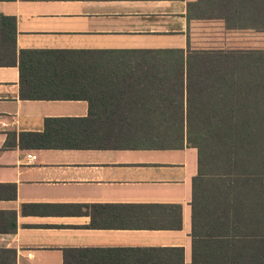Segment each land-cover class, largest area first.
Masks as SVG:
<instances>
[{"label": "crops", "instance_id": "0c3cea01", "mask_svg": "<svg viewBox=\"0 0 264 264\" xmlns=\"http://www.w3.org/2000/svg\"><path fill=\"white\" fill-rule=\"evenodd\" d=\"M261 1L0 0V15L15 18L17 52L186 49L187 16L218 9L256 15ZM218 39L221 48L227 40ZM208 46L190 39L192 49ZM94 96L21 99L19 68L0 66V264H64L66 249L102 250L97 264H229V257L238 264L247 238L203 232L212 219L198 216L194 203L196 149L128 147L127 131L105 136L101 148L19 145L21 133L43 134L46 121L128 124V112L147 111L155 94L109 89ZM56 129L47 132L65 142L79 131ZM23 205L38 208L23 214Z\"/></svg>", "mask_w": 264, "mask_h": 264}, {"label": "trees", "instance_id": "16d2710c", "mask_svg": "<svg viewBox=\"0 0 264 264\" xmlns=\"http://www.w3.org/2000/svg\"><path fill=\"white\" fill-rule=\"evenodd\" d=\"M261 2L256 15L231 16L218 9L187 16L186 49L17 52L15 18L0 15V66L19 68L21 99L90 102L97 99L94 95L99 90L109 89L155 94L148 97L147 111L128 112V124L46 121L43 134L21 133L19 145L101 148L106 145L101 144L105 136H122L127 131L128 147L194 148L197 215L212 219L203 228L204 234L243 236L247 238L246 253L238 264H264V0ZM209 26L213 31H220L221 26L225 45L192 49L190 39L199 41L198 35H208ZM190 29L196 31L193 36ZM250 40L253 44H245ZM89 114H93L91 107ZM49 125L58 128L55 133L65 127H74V132L78 129L75 142L55 141L47 132ZM37 208L23 205L22 213H35ZM218 218L227 223H213ZM251 248H259V255H252ZM101 252L66 249L64 264H97ZM228 263L235 264L231 257Z\"/></svg>", "mask_w": 264, "mask_h": 264}, {"label": "rangeland", "instance_id": "374dc122", "mask_svg": "<svg viewBox=\"0 0 264 264\" xmlns=\"http://www.w3.org/2000/svg\"><path fill=\"white\" fill-rule=\"evenodd\" d=\"M221 26L218 28V30L221 31ZM220 31H213L212 26H209V30H208V35L204 33V35H198V39H200L199 41H204L205 39H207V41H209V46H211V49H218L217 47H219V45H217L220 42V39L218 38H222ZM245 43H248L247 45H249V43H253L252 40L250 41H246ZM208 46V47H209Z\"/></svg>", "mask_w": 264, "mask_h": 264}, {"label": "built area", "instance_id": "2783aa9c", "mask_svg": "<svg viewBox=\"0 0 264 264\" xmlns=\"http://www.w3.org/2000/svg\"><path fill=\"white\" fill-rule=\"evenodd\" d=\"M26 159H27L29 164H32L36 161V156L35 155H27Z\"/></svg>", "mask_w": 264, "mask_h": 264}]
</instances>
